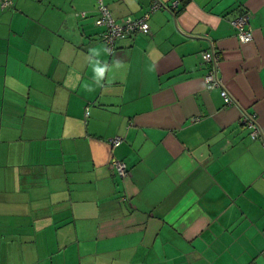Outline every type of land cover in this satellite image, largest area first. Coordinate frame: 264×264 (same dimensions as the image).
Listing matches in <instances>:
<instances>
[{
  "label": "crops",
  "instance_id": "obj_1",
  "mask_svg": "<svg viewBox=\"0 0 264 264\" xmlns=\"http://www.w3.org/2000/svg\"><path fill=\"white\" fill-rule=\"evenodd\" d=\"M103 2L165 7L113 53L98 0L0 7V264H264V0Z\"/></svg>",
  "mask_w": 264,
  "mask_h": 264
},
{
  "label": "built area",
  "instance_id": "obj_2",
  "mask_svg": "<svg viewBox=\"0 0 264 264\" xmlns=\"http://www.w3.org/2000/svg\"><path fill=\"white\" fill-rule=\"evenodd\" d=\"M13 6L14 0H0V7L3 9L12 8ZM174 6L175 5L173 4L172 7L169 8V6H167V8L172 10ZM163 7L165 6L160 2H155L150 11L147 12L142 18L133 19L128 17L122 22H118L114 19L111 10L103 2V0H98L96 24L98 26L104 27V31L102 32L101 36L107 50L112 52L118 40L126 39L139 34H148L150 32L149 19L151 14ZM81 15L85 16L86 13H81ZM249 20V14H243L231 22V24L237 30V37L239 41L242 43H249L253 40V32ZM202 58L211 66L205 77L207 88H221V96L223 97L225 104H231L233 99L229 92L223 88V83L220 78L219 57L213 51H206L202 54ZM243 124H245L251 130L252 138L256 139L261 136L264 142V133L260 132L259 128L257 127L254 116L246 115L243 118ZM111 143L115 146H118L120 145L121 140L114 139L111 141ZM112 165L120 176L125 177L128 175V170L125 163L114 160Z\"/></svg>",
  "mask_w": 264,
  "mask_h": 264
},
{
  "label": "trees",
  "instance_id": "obj_3",
  "mask_svg": "<svg viewBox=\"0 0 264 264\" xmlns=\"http://www.w3.org/2000/svg\"><path fill=\"white\" fill-rule=\"evenodd\" d=\"M128 38H129V37H128ZM128 38H126V39H128ZM122 40H124V39H122ZM119 41H121V40H118L117 43H118ZM117 43H116V46H117ZM116 46H115L114 50H113L112 52H110V53H113V52L116 50Z\"/></svg>",
  "mask_w": 264,
  "mask_h": 264
}]
</instances>
